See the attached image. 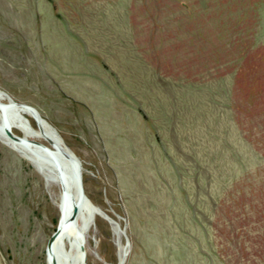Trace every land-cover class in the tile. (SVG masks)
<instances>
[{
  "label": "rangeland",
  "instance_id": "374dc122",
  "mask_svg": "<svg viewBox=\"0 0 264 264\" xmlns=\"http://www.w3.org/2000/svg\"><path fill=\"white\" fill-rule=\"evenodd\" d=\"M0 89L117 223L85 264H264V0H0ZM59 190L0 140V264H47Z\"/></svg>",
  "mask_w": 264,
  "mask_h": 264
},
{
  "label": "bare ground",
  "instance_id": "6f19581e",
  "mask_svg": "<svg viewBox=\"0 0 264 264\" xmlns=\"http://www.w3.org/2000/svg\"><path fill=\"white\" fill-rule=\"evenodd\" d=\"M6 101H8V95L0 89V140L17 151H20L47 181H53L59 186L58 201L56 202L57 207L63 190H66L69 195L68 208L71 209L73 202L76 205V214L73 220L69 221L71 226L87 221V202L78 195L75 184L68 176V171L64 166V155L69 152L70 148L66 146L55 129L39 114H36L27 106L21 104H6ZM28 116L34 119L37 125L36 127H31ZM5 128H8L12 133L13 128H16L21 132V135L14 133L17 138H10L6 134ZM32 137L44 139L47 144L39 143ZM99 213L101 212L99 211ZM105 218L113 225V228L117 226L114 220L108 216ZM64 242H66V245ZM71 244L72 229L68 228L67 232L58 231L50 245L45 247L46 263L48 264L52 259L57 260L59 254L64 255L68 251H71ZM117 248L118 260L116 264L124 256L126 246L117 241Z\"/></svg>",
  "mask_w": 264,
  "mask_h": 264
},
{
  "label": "water",
  "instance_id": "95a60500",
  "mask_svg": "<svg viewBox=\"0 0 264 264\" xmlns=\"http://www.w3.org/2000/svg\"><path fill=\"white\" fill-rule=\"evenodd\" d=\"M6 93V92H5ZM8 95V94H7ZM6 104H21L24 106L29 107L33 112L36 114V109L27 103L23 102H17L13 100L8 95V101L5 102ZM6 134L10 138L16 139L17 136L9 131L8 128H5ZM67 146V145H66ZM68 147V146H67ZM64 166L66 167L68 171V176L72 180V182L75 184L76 190L78 192V195L82 198H84L87 202V208H88V219L91 218L92 214L96 211H100L104 216L106 215L100 208L92 204V202L89 200V198L86 196V194L83 191L82 183H81V173H80V165L79 160L77 159L76 155L73 153V151L70 149L68 153L64 155ZM69 203V195L66 192V190H63V194L59 198V204H58V215L56 219V223L50 234L48 235L45 246H49L52 242V239L56 235L58 231L67 232L68 228L72 229V244H71V251H68L66 254H59L57 256V260L52 259L48 264H85V250L83 247V237H84V230L87 225V221H84L83 223H80L78 225L71 226L69 224L70 220H73L75 214H76V205L73 202L71 209L68 208ZM127 240H125L124 245L126 246ZM127 248H125L124 255L126 253ZM124 259V256L121 258L118 264H122V261Z\"/></svg>",
  "mask_w": 264,
  "mask_h": 264
}]
</instances>
